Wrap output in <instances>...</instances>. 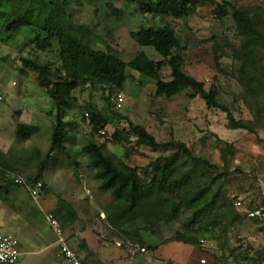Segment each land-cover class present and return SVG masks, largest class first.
<instances>
[{"label": "trees", "instance_id": "trees-1", "mask_svg": "<svg viewBox=\"0 0 264 264\" xmlns=\"http://www.w3.org/2000/svg\"><path fill=\"white\" fill-rule=\"evenodd\" d=\"M13 1L0 0V6L2 2L10 5ZM25 1L27 6L20 14L0 10V41L7 43L22 32L27 35L34 59L23 58L20 73L34 72L38 86L54 105L53 113H50L54 117L50 147L35 172L26 178L29 183L41 181L52 156L64 152L63 140L68 125L64 119L76 106V90L97 86L120 90L130 78L127 69L153 80L155 97L172 98L186 90L192 91L191 97H199L208 110L226 115L230 130L252 133L264 117V8L261 5L237 7L228 0H102L113 15L118 14L114 3L122 2L135 4L141 15L153 19L178 20L210 3L214 5L213 13L217 19L231 17L239 44H227L226 49L234 66L231 75L240 85L244 104L254 119L251 122L233 118L228 107L219 101L216 85L211 84L206 90L204 82L185 73L186 48L169 24L158 28L140 27L130 32L137 46L152 48L161 60L152 61L144 52H139L125 63L114 50L104 52L93 48L97 38L87 25L76 22L68 12L72 4L80 5L78 0ZM47 53H53L56 61H38L39 54ZM219 60L215 57L214 63L216 70L222 73ZM163 67L170 69L169 81L160 78ZM105 102L110 104L108 98ZM87 116L91 134L80 153L88 159L98 189L112 199L105 222L110 236L121 241L119 247L138 248L139 252H155L159 246L169 243L199 248L204 242L201 238L208 237L218 244L219 250L212 253L215 264H228V257L233 264H261L264 261V257L254 259L249 248L241 251L238 247L239 227L259 224L264 228V223L246 218L234 207L237 197L231 196L227 188L230 180L228 165L234 154L231 144L220 148L222 165L218 166L195 156L183 142L161 143L143 126L128 122L126 136L134 137L135 148L161 153L146 165L138 166L131 162L132 154L128 151L124 158L106 154L104 144L93 138L105 124L103 114L95 110ZM17 117L14 118L16 142H24L38 129L19 122ZM123 135L116 130L111 142L117 144ZM77 167L78 163H75ZM61 226L64 229V225ZM175 226L173 235L164 238L163 229ZM82 262L86 263L87 259Z\"/></svg>", "mask_w": 264, "mask_h": 264}, {"label": "rangeland", "instance_id": "rangeland-1", "mask_svg": "<svg viewBox=\"0 0 264 264\" xmlns=\"http://www.w3.org/2000/svg\"><path fill=\"white\" fill-rule=\"evenodd\" d=\"M78 1L80 5L72 4L68 12L76 22L87 25L97 38L93 48L104 52L108 49L114 50L125 63L131 61L139 52H144L152 61L161 60L152 48L137 46L131 39L130 32L137 31L140 27L158 28L165 23L169 24L180 36L186 48L183 65L185 73L202 80L206 90L211 84L216 85L219 90V101L228 107L235 120L254 122L242 99L241 87L231 75L234 66L226 48L227 44H239L234 22L229 16L223 20L217 19L213 13V4L199 6L187 18L177 20L169 17L153 19L149 15H141L135 4L114 3L118 14L113 15L102 0ZM228 1L237 7L261 5L264 8V0ZM34 3L32 4L37 8ZM26 6L25 0H15L10 5L2 2L0 10L20 14ZM1 23L0 21V29ZM26 38L27 35L22 32L7 43L0 41V96L3 97L0 109L7 106L12 111L17 110L21 102L19 92L25 85L27 96L35 100L37 107H46L47 103H43V100L52 102L38 86L37 75L34 72L27 70L26 75L20 73L23 69L20 61L23 58L34 59ZM215 57L220 58L222 73L216 70ZM38 59L40 62H55L56 56L53 53L39 54ZM127 74L130 78L120 90L97 86L85 90L77 89L74 93L77 98L76 106L64 119L68 124L67 136L63 140L64 152L55 154L47 168V173L60 176L47 197L56 204L57 211L45 212L43 216L38 208L39 199L33 201L22 188L25 191L24 198L38 212L34 224L30 225L31 223L23 220L19 214L10 212L6 221H13L17 226H11L14 233L9 232L6 227H3L2 231L11 233L16 238L37 239L43 236L50 243L56 237L45 219V214L53 213L59 224L63 221L58 220L59 213L64 212L69 218H76L77 214H80V222L84 224V228L90 226L93 230L90 236L110 244L101 260L104 264H215L212 253L219 250L218 244L208 237L201 238L204 242L199 248L179 243L161 245L155 252H139L138 248L119 247L121 241L110 236V229L105 222L112 199L98 189L93 171L88 166V159L80 153V149L88 143L91 134L87 114L95 110L103 114L105 124L93 138L104 144V152L124 158L125 151H128L132 154L131 162L138 166L146 165L161 153L152 152L147 148H135L134 137L126 136L128 122L143 126L161 143L171 140L183 142L195 156L218 166L222 165L220 148L231 144L234 154L228 165L230 180L227 188L230 195L237 197L244 206H254L260 202L261 186L264 182V117L252 133L230 130L227 127L226 115L220 111L208 110L199 97H191L192 91L186 90L172 98L155 97L153 80L130 69H127ZM159 75L161 80L169 81L170 69L163 67ZM116 94H121L124 99L119 108L111 101ZM105 98L110 100L109 105ZM37 121L41 123L40 135L42 137L46 135L49 143L51 132L47 125L50 122L54 123V120L38 117ZM116 130L123 133L124 137L114 144L111 139ZM42 159L43 157L40 161ZM75 163H78L77 168ZM69 175L73 179L71 182L65 180ZM78 196H84L85 199L80 201ZM21 227L25 228L21 230ZM176 229V226L164 228L162 231L164 238L172 236ZM16 230L19 231V236ZM237 234L238 247L241 251L249 248L254 259L264 257V228L261 225H244L238 228ZM39 258L32 254L23 256L20 264H39ZM228 264H233L229 257ZM261 264H264V261Z\"/></svg>", "mask_w": 264, "mask_h": 264}, {"label": "crops", "instance_id": "crops-1", "mask_svg": "<svg viewBox=\"0 0 264 264\" xmlns=\"http://www.w3.org/2000/svg\"><path fill=\"white\" fill-rule=\"evenodd\" d=\"M190 76L202 82V80L194 75ZM12 85H15V83H12ZM26 93L27 86L25 85L19 92L21 102L17 110L12 111L7 106L0 109V232L3 235L12 236L17 240L18 250L21 254L17 264H20L21 257L31 254L40 257L39 264H65L54 245L55 238L52 242L48 243L43 236H39L37 239L35 237H32V239L16 238L11 233H4L2 231V228L6 227L9 232L14 233L11 226H17L13 221H6L8 213L10 212L15 215L19 214L23 220L30 222V225L34 224L33 222L38 212L24 198L25 191L13 184L12 177L14 175H22L25 178L31 176L37 168V163L47 153L51 142V134L49 143L47 142L46 135L43 137L40 135L41 123L37 121V118L40 117L43 119L47 117L54 120V117L50 116V113H53L54 110L53 102L50 103L43 100V103H47L46 107L39 108L35 100H31ZM0 101H3L2 96H0ZM16 116H18L17 119L19 122L36 126L38 129L30 139L24 142H16L14 125V118ZM52 126V122L47 125V129L50 132ZM54 157L55 155L50 159L48 166ZM47 168L42 174L41 181L44 184V188L38 198V201H40L38 208L43 216L45 212H54L56 210V204L47 197L50 189L54 188L56 180L60 178L57 174L47 173ZM65 180L71 182L73 179L69 175ZM78 199L83 201L85 197L78 196ZM57 218L58 220H63L60 224L64 225L63 230L69 244L82 261L87 259V264H104L101 260L105 255V249L110 248V244L102 242L99 238H92L90 232L93 230L90 226L84 228V224L80 222V214H77L76 218H69V215H65L63 212V214H57ZM3 220L5 221L3 222ZM86 223H89V221ZM24 228L21 227L20 229L23 230ZM18 232L16 230V234L19 236ZM72 235L74 236L72 237Z\"/></svg>", "mask_w": 264, "mask_h": 264}, {"label": "built area", "instance_id": "built-area-1", "mask_svg": "<svg viewBox=\"0 0 264 264\" xmlns=\"http://www.w3.org/2000/svg\"><path fill=\"white\" fill-rule=\"evenodd\" d=\"M111 101L113 105L119 108L124 99L121 94H116L112 97ZM13 184L25 189L29 197L35 202L38 200L44 188L42 181L29 183L24 176H14ZM261 190L260 202L257 205L246 207L241 201L236 200L234 201V207L242 211L246 218L257 219L264 223V182L262 183ZM45 219L55 234L56 240L54 245L64 263L87 264L83 263L79 255L71 248L64 230L61 228L54 216L48 213L45 214ZM20 255L17 240L12 236L3 235L0 232V264H17ZM202 262L204 263V261Z\"/></svg>", "mask_w": 264, "mask_h": 264}]
</instances>
